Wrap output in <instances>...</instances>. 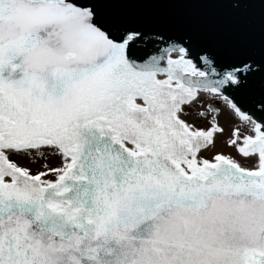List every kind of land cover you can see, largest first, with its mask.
<instances>
[{
	"label": "snow or ice",
	"instance_id": "snow-or-ice-1",
	"mask_svg": "<svg viewBox=\"0 0 264 264\" xmlns=\"http://www.w3.org/2000/svg\"><path fill=\"white\" fill-rule=\"evenodd\" d=\"M0 264H264V0H0Z\"/></svg>",
	"mask_w": 264,
	"mask_h": 264
},
{
	"label": "rangeland",
	"instance_id": "rangeland-1",
	"mask_svg": "<svg viewBox=\"0 0 264 264\" xmlns=\"http://www.w3.org/2000/svg\"><path fill=\"white\" fill-rule=\"evenodd\" d=\"M194 118H195V117H193V119H194ZM221 123H222V125L227 129V128L230 126L231 121H230V119H228V118H226V117H222V118H221ZM218 147H219V148H223V145H222V144H219Z\"/></svg>",
	"mask_w": 264,
	"mask_h": 264
}]
</instances>
